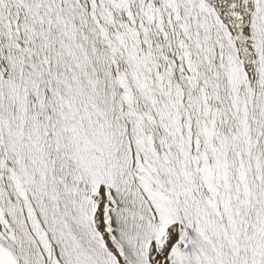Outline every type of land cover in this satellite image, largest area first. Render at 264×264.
I'll list each match as a JSON object with an SVG mask.
<instances>
[{"label": "snow or ice", "instance_id": "snow-or-ice-1", "mask_svg": "<svg viewBox=\"0 0 264 264\" xmlns=\"http://www.w3.org/2000/svg\"><path fill=\"white\" fill-rule=\"evenodd\" d=\"M0 264H264V0H0Z\"/></svg>", "mask_w": 264, "mask_h": 264}]
</instances>
